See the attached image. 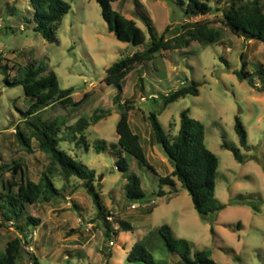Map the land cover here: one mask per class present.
<instances>
[{
	"label": "rangeland",
	"instance_id": "1",
	"mask_svg": "<svg viewBox=\"0 0 264 264\" xmlns=\"http://www.w3.org/2000/svg\"><path fill=\"white\" fill-rule=\"evenodd\" d=\"M137 1L153 20L158 34H165L167 40L180 37L184 25L199 21H206L223 34L220 43L208 47L192 43L189 48L156 54L157 59L138 66L123 84V101L131 100L135 105L130 114L132 130L141 137L148 160L158 174L126 154L123 156L128 159L130 170L122 172L118 169V155L98 154L93 148L97 140L116 146L119 138L120 112L114 103L119 89L105 83L108 69L144 50L151 41L142 19L143 9L137 7ZM260 1L264 4V0ZM188 2L114 3L115 11L135 20L146 33L144 46L136 47L119 41L109 31L103 9L96 1H69L72 10L56 33L59 43L51 44L36 31L31 19L34 10L27 0H0V57L3 66L10 67L0 72V164L23 160L26 178L33 182L40 180L48 165L36 141L33 154L18 141L14 131L19 128L28 131L22 113L28 111L30 100L22 86L11 87L5 81L7 73L12 80L20 77L12 71L13 66L25 69L32 62L46 65L57 74L62 91L74 90V101L86 95L88 98L78 108L58 105L48 108L42 113L43 120L64 122L67 134L70 126L82 117L90 119L97 109L112 111L110 117L88 130L90 151L69 142L61 143V148L85 172L95 173V187L104 205L115 219H123L133 228L130 232L121 230L112 245L106 242L94 199L86 183L78 181L74 183L78 186L75 193L71 194L72 187L51 203L29 207V213L40 219L41 225L29 235L31 240L25 247L23 264H32L31 255L42 264H144L129 263V252L138 242L146 243V237L165 225L172 229L175 239L189 241L194 253L210 251L217 264H264V94L258 90L263 82L258 76L241 81L236 74L243 69V57L252 74L264 68V44L239 39L223 25V12L229 0H212L215 11L192 18L186 15ZM13 8L15 13L11 11ZM194 82L200 85L199 96H187L164 109L167 96ZM187 110L191 118L205 126L206 145L220 162L216 200L227 208L208 219L200 216L181 183L163 187L166 196L159 194L160 177L170 175L174 168L164 149L153 142L149 117L157 113L164 131L176 135ZM237 119L248 130L250 151L240 145ZM225 143L239 150L240 159L234 152L223 149ZM11 175L5 174V178ZM132 175L141 178L146 194V199L137 203L129 201L126 195ZM17 236L15 228H0V253ZM148 248L156 264H181L180 256L169 253L160 237Z\"/></svg>",
	"mask_w": 264,
	"mask_h": 264
},
{
	"label": "trees",
	"instance_id": "2",
	"mask_svg": "<svg viewBox=\"0 0 264 264\" xmlns=\"http://www.w3.org/2000/svg\"><path fill=\"white\" fill-rule=\"evenodd\" d=\"M34 12H31V19L36 24V31L51 44H58L56 33L60 29L64 19L72 10L71 0H27ZM96 1L103 9V17L108 23L109 31L116 38L126 44L142 47L146 43V33L137 25L136 21L129 19L113 8L114 3H124L125 0H92ZM185 4V2H184ZM212 0H189L186 15L189 17H204L215 11ZM141 10L143 5L136 2ZM16 12V8L11 9ZM143 22L150 35V43L144 50H138L132 56L125 57L115 63L107 71L105 83L108 86H115L119 94L114 98L115 105L120 112L118 123V143L110 146L105 140L94 142V150L98 154L112 153L120 157L118 169L122 172L130 170V163L123 155H129L139 161L143 168L155 174L156 169L150 164L141 137L135 134L130 124V114L135 110L134 102L123 101V84L128 76L138 66L153 62L156 54L189 48L192 43H199L203 47L218 44L223 40L221 31L209 26L206 21L188 23L182 27L183 34L176 39H166L156 31L153 20L144 12ZM223 25L232 34L246 42L264 44V4L260 0H229L227 8L223 12ZM223 61H228L222 59ZM0 57V72L2 69L9 70L2 64ZM243 69L236 72L241 81L248 80L252 76H258L263 82L258 87L260 93L264 94V68H258L254 74L248 69V62L243 57ZM12 71L20 77L10 79L9 73L5 81L8 86L24 88L26 97L30 100V107L27 112L22 113L26 117L28 131L24 132L19 128L17 131L18 141L22 148L29 154H33V141L38 144L40 152L46 155L48 165L43 171L40 180L33 182L26 178L25 165L23 160L9 164H0V228H15L19 236L9 241L5 251L0 253V264H23L25 247L31 240L30 234L41 225L40 219L29 213V207L51 203L72 187L75 193L78 186L75 182L86 183L88 193L93 197L98 209V220L101 222L106 242L113 244V238H118L121 230L133 231L128 222L123 219H115L109 209L104 205L100 193L96 190L97 178L94 172L87 173L85 169L69 154L61 148V143L69 142L75 144L79 149L90 151L91 146L87 137L88 130L98 125L111 116V110L97 109L90 119L82 117L76 124L64 131L66 126L59 120H43L42 113L48 108L56 105L61 107H80L88 96L80 101H74L73 89L62 91L57 74L48 66L32 62L27 68L13 66ZM199 83L185 84L181 89L173 92L164 99V109L173 103L178 102L187 96H199ZM149 120L152 124V139L155 145L161 146L173 172L160 177V196H166L163 187H176L178 183L189 193L193 199L195 208L201 217L208 219L217 216L227 206L218 204L216 200L217 178L220 162L218 157L206 145L205 126L191 118L187 110L182 115L181 127L176 135H168L161 123L159 115L153 113ZM31 121V122H30ZM236 132L241 147L250 151L249 133L240 119H237ZM223 149L232 151L239 157V150L225 143ZM11 173V178H5V174ZM81 187H83L81 185ZM126 195L131 202H140L146 199L142 190V180L137 175L129 177L126 185ZM258 210L257 207H254ZM156 237L164 242V248L171 254H178L181 264H217L212 253L208 250L193 252L192 245L184 239H175L172 229L165 225L156 233L146 237L145 242H138L128 254L129 263L156 264V260L148 246H153ZM155 238V239H154ZM32 264H42L40 260L31 255Z\"/></svg>",
	"mask_w": 264,
	"mask_h": 264
},
{
	"label": "built area",
	"instance_id": "3",
	"mask_svg": "<svg viewBox=\"0 0 264 264\" xmlns=\"http://www.w3.org/2000/svg\"><path fill=\"white\" fill-rule=\"evenodd\" d=\"M15 133H17V131H14Z\"/></svg>",
	"mask_w": 264,
	"mask_h": 264
},
{
	"label": "water",
	"instance_id": "4",
	"mask_svg": "<svg viewBox=\"0 0 264 264\" xmlns=\"http://www.w3.org/2000/svg\"><path fill=\"white\" fill-rule=\"evenodd\" d=\"M86 187V189H87V186H85Z\"/></svg>",
	"mask_w": 264,
	"mask_h": 264
}]
</instances>
